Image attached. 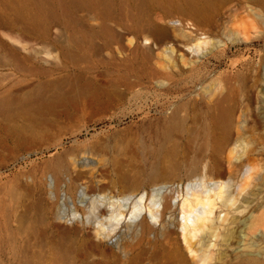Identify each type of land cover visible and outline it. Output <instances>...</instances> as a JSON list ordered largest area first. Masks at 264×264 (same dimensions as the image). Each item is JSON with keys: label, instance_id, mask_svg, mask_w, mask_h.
I'll list each match as a JSON object with an SVG mask.
<instances>
[{"label": "rangeland", "instance_id": "374dc122", "mask_svg": "<svg viewBox=\"0 0 264 264\" xmlns=\"http://www.w3.org/2000/svg\"><path fill=\"white\" fill-rule=\"evenodd\" d=\"M215 180L190 252L149 210ZM207 263L264 264V0H0V264Z\"/></svg>", "mask_w": 264, "mask_h": 264}, {"label": "bare ground", "instance_id": "6f19581e", "mask_svg": "<svg viewBox=\"0 0 264 264\" xmlns=\"http://www.w3.org/2000/svg\"><path fill=\"white\" fill-rule=\"evenodd\" d=\"M199 10L201 9L199 8ZM156 30L157 28L153 25L148 28L149 32ZM143 39L148 41L146 37H143ZM239 39H241L240 36L235 37V40ZM145 47L150 48L148 45ZM178 49L183 52H188L182 45H179ZM251 101L253 100L251 99ZM198 186L200 187L199 189L187 187L181 200L175 199L172 202L167 200L164 202L159 201L157 208L149 210V217L154 220V224H163L166 215L168 216L167 222L171 225V229H178V235L181 238L184 247L190 252H195V249L193 246L194 243L191 240H188V235L190 234L192 237L196 236L197 232H199L200 229H204L206 226L211 227L214 224H217L219 229H221L218 234L220 236V240L222 242H228L232 238V230L237 217L239 215L245 216L244 214L251 212L252 203L258 193V190L260 189L259 185L253 182L246 190L239 204L235 207V212L233 213L222 210L221 205L217 206L215 203V200L222 197V188H224V182L222 180L211 181L207 186H203V183L201 182ZM198 191L202 192L203 195H199ZM144 198V195H142L138 200L141 204V208L139 209L140 212L144 208L142 206ZM111 203L113 205L115 204L114 201H111ZM159 206H161V209L158 208ZM138 214L139 213H136L133 210L130 215L124 216L123 220L126 224L133 223L138 217ZM116 217L117 214L112 216L113 219H116V221L119 222V219ZM141 228H150V226L145 223V218L141 222ZM209 259L211 262L216 261L219 257H217L216 253H211Z\"/></svg>", "mask_w": 264, "mask_h": 264}, {"label": "water", "instance_id": "95a60500", "mask_svg": "<svg viewBox=\"0 0 264 264\" xmlns=\"http://www.w3.org/2000/svg\"><path fill=\"white\" fill-rule=\"evenodd\" d=\"M154 25H161L160 23H157V22H155V23H153Z\"/></svg>", "mask_w": 264, "mask_h": 264}]
</instances>
